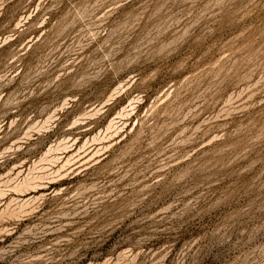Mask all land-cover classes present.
<instances>
[{"label":"rangeland","instance_id":"rangeland-1","mask_svg":"<svg viewBox=\"0 0 264 264\" xmlns=\"http://www.w3.org/2000/svg\"><path fill=\"white\" fill-rule=\"evenodd\" d=\"M0 264H264V0H0Z\"/></svg>","mask_w":264,"mask_h":264}]
</instances>
